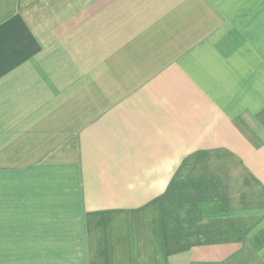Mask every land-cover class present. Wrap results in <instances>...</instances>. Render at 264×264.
Listing matches in <instances>:
<instances>
[{
	"label": "crops",
	"instance_id": "1",
	"mask_svg": "<svg viewBox=\"0 0 264 264\" xmlns=\"http://www.w3.org/2000/svg\"><path fill=\"white\" fill-rule=\"evenodd\" d=\"M35 2L0 0V264H264V0H79L70 95Z\"/></svg>",
	"mask_w": 264,
	"mask_h": 264
},
{
	"label": "rangeland",
	"instance_id": "2",
	"mask_svg": "<svg viewBox=\"0 0 264 264\" xmlns=\"http://www.w3.org/2000/svg\"><path fill=\"white\" fill-rule=\"evenodd\" d=\"M35 1L37 3L35 2V5L33 6H21L20 18L23 21L22 23L27 26L26 28L35 31V35L43 33L41 34V38H36V46L25 43L19 48L20 61L30 62L34 65L35 74L37 75L36 91L41 90L42 92L45 83H47L49 79H51L53 85L59 84V81L61 80L62 84H67L68 95H70L75 91L73 83L75 82L77 75L75 76L74 67L76 65V68L79 70V65L88 62V58L84 56L81 62H77L74 59L75 56L73 54H69L70 57H68L64 48L59 45L60 38L57 35V29L58 27H63L67 23L70 19L68 18L69 14L76 13V10L79 7L75 6V2L79 0H49V3L46 2L47 0ZM42 2H45V4ZM43 18L45 20H43ZM90 31V27L84 28L85 34ZM61 35H63V32ZM44 36L45 40L43 39ZM49 40L50 45L48 44ZM44 41L45 45L43 44ZM91 73L92 71L85 72L84 77H91ZM85 82L89 81L85 80ZM57 88L59 87L53 89ZM61 88L65 90V86L62 85ZM37 104H42L43 107V101H40Z\"/></svg>",
	"mask_w": 264,
	"mask_h": 264
}]
</instances>
